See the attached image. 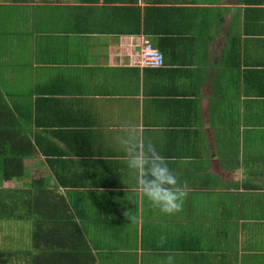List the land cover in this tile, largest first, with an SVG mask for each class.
Here are the masks:
<instances>
[{
  "label": "crops",
  "instance_id": "1",
  "mask_svg": "<svg viewBox=\"0 0 264 264\" xmlns=\"http://www.w3.org/2000/svg\"><path fill=\"white\" fill-rule=\"evenodd\" d=\"M147 42L163 67L140 65ZM1 93L39 147L11 185L46 180L0 260L264 264V0H0ZM126 121L188 186L182 211L136 191Z\"/></svg>",
  "mask_w": 264,
  "mask_h": 264
},
{
  "label": "clouds",
  "instance_id": "2",
  "mask_svg": "<svg viewBox=\"0 0 264 264\" xmlns=\"http://www.w3.org/2000/svg\"><path fill=\"white\" fill-rule=\"evenodd\" d=\"M145 131L138 122L126 121L121 125L116 139L127 167L134 173L136 191L140 197L161 213L176 214L183 209L188 186L180 183L169 167L170 160L157 150L151 139L146 138ZM124 215L130 216L129 212ZM165 242L166 237L162 235L159 245ZM165 264H175L174 253L167 256Z\"/></svg>",
  "mask_w": 264,
  "mask_h": 264
},
{
  "label": "trees",
  "instance_id": "3",
  "mask_svg": "<svg viewBox=\"0 0 264 264\" xmlns=\"http://www.w3.org/2000/svg\"><path fill=\"white\" fill-rule=\"evenodd\" d=\"M11 103L13 106L7 102L2 93L0 94V178L6 182L23 178L26 173L24 159L38 153L39 149L34 142L33 118L30 117L26 123L22 122L19 115L24 111L18 108L17 101L12 100ZM24 116L29 117L26 114ZM39 179L35 181H39L41 185H36L35 188L32 186L30 189L18 188L11 184L0 186V219L23 218L20 212L18 213V208L25 204L19 205V198L23 194L31 195L34 189L37 193L43 192L46 179L42 177L41 182ZM29 206L31 207V200ZM0 261V264H5L6 260Z\"/></svg>",
  "mask_w": 264,
  "mask_h": 264
},
{
  "label": "rangeland",
  "instance_id": "4",
  "mask_svg": "<svg viewBox=\"0 0 264 264\" xmlns=\"http://www.w3.org/2000/svg\"><path fill=\"white\" fill-rule=\"evenodd\" d=\"M5 184H18L16 180L12 182H6L3 178H0V185L4 186ZM21 221L20 219L12 220V219H0V248L3 249H16L19 228L17 226V222ZM21 231V230H20ZM18 244H21L20 242ZM18 256L14 253L11 258L6 259L5 264H19L21 259H17ZM5 260L2 257V261Z\"/></svg>",
  "mask_w": 264,
  "mask_h": 264
},
{
  "label": "built area",
  "instance_id": "5",
  "mask_svg": "<svg viewBox=\"0 0 264 264\" xmlns=\"http://www.w3.org/2000/svg\"><path fill=\"white\" fill-rule=\"evenodd\" d=\"M140 65L149 68H161L164 65L163 54L147 42L141 50Z\"/></svg>",
  "mask_w": 264,
  "mask_h": 264
}]
</instances>
